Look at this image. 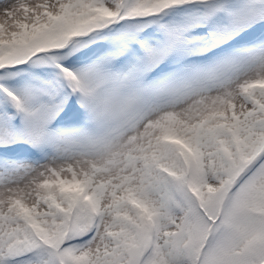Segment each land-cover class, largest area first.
Masks as SVG:
<instances>
[{"label":"snow or ice","instance_id":"snow-or-ice-1","mask_svg":"<svg viewBox=\"0 0 264 264\" xmlns=\"http://www.w3.org/2000/svg\"><path fill=\"white\" fill-rule=\"evenodd\" d=\"M0 264H264V0H0Z\"/></svg>","mask_w":264,"mask_h":264}]
</instances>
